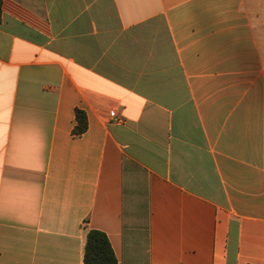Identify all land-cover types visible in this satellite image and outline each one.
<instances>
[{
	"label": "crops",
	"instance_id": "1",
	"mask_svg": "<svg viewBox=\"0 0 264 264\" xmlns=\"http://www.w3.org/2000/svg\"><path fill=\"white\" fill-rule=\"evenodd\" d=\"M90 230L264 264V0H2L0 264H85Z\"/></svg>",
	"mask_w": 264,
	"mask_h": 264
},
{
	"label": "trees",
	"instance_id": "2",
	"mask_svg": "<svg viewBox=\"0 0 264 264\" xmlns=\"http://www.w3.org/2000/svg\"><path fill=\"white\" fill-rule=\"evenodd\" d=\"M2 0H0L1 15ZM76 126L73 130L75 136H80L87 130V117L85 112L76 111ZM85 264H119L107 235L99 230H90L84 255Z\"/></svg>",
	"mask_w": 264,
	"mask_h": 264
},
{
	"label": "built area",
	"instance_id": "3",
	"mask_svg": "<svg viewBox=\"0 0 264 264\" xmlns=\"http://www.w3.org/2000/svg\"><path fill=\"white\" fill-rule=\"evenodd\" d=\"M110 118L112 122L115 123H121L123 121V119L121 117H119L115 111H111L110 112Z\"/></svg>",
	"mask_w": 264,
	"mask_h": 264
}]
</instances>
